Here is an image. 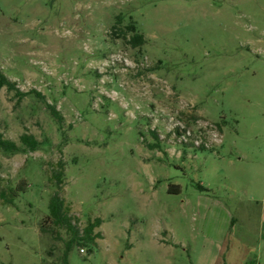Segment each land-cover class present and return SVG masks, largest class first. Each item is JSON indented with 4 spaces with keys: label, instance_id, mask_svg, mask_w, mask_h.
Here are the masks:
<instances>
[{
    "label": "rangeland",
    "instance_id": "obj_1",
    "mask_svg": "<svg viewBox=\"0 0 264 264\" xmlns=\"http://www.w3.org/2000/svg\"><path fill=\"white\" fill-rule=\"evenodd\" d=\"M0 70L44 97L0 88L5 138L44 142L0 151V193L27 184L0 197V264H264V0H0ZM57 193L81 233L102 219L67 263Z\"/></svg>",
    "mask_w": 264,
    "mask_h": 264
},
{
    "label": "trees",
    "instance_id": "obj_2",
    "mask_svg": "<svg viewBox=\"0 0 264 264\" xmlns=\"http://www.w3.org/2000/svg\"><path fill=\"white\" fill-rule=\"evenodd\" d=\"M123 18L118 16L116 24L113 26V35L116 36H127L128 33L132 34L129 44L134 48H138L144 45L145 37L137 33L136 24L133 22L126 27V30L121 27ZM6 87L9 91L15 92L19 100L24 97L35 94L40 100H44L41 93L37 91L21 92L17 88V84L11 81L1 70H0V88ZM46 108L49 110L51 116L55 119L58 125H62L64 118L60 111L57 110L55 105H51L45 102ZM44 142L39 141L34 135L23 134L20 137V142H14L5 138L4 134L0 130V151L8 154L15 155L18 153H35L42 148ZM60 170L55 174V178L58 180L59 186L63 183V177L65 175V166L63 163L59 164ZM201 190H208L202 185H198ZM27 184L25 181H21L14 187H10L8 190H2L0 197L3 200L4 205L12 206L15 204L16 199L26 191ZM171 190L179 191L180 187H172ZM102 225V219L97 218L94 222H89L87 227L83 230V233L73 223V219L70 215V208L66 205L65 200L60 196L59 193L53 195L49 204V215L46 217L44 222L41 224V232L43 235H49L54 241L64 242L63 258L67 263V258L70 252L76 246L88 247L91 245H97V239L100 238L99 233H95V229ZM65 231L68 236V240H64L61 232ZM56 249V245L53 244L51 247L50 254L52 255ZM85 250V249H83Z\"/></svg>",
    "mask_w": 264,
    "mask_h": 264
},
{
    "label": "built area",
    "instance_id": "obj_3",
    "mask_svg": "<svg viewBox=\"0 0 264 264\" xmlns=\"http://www.w3.org/2000/svg\"><path fill=\"white\" fill-rule=\"evenodd\" d=\"M81 252H82V253H85V250L82 249Z\"/></svg>",
    "mask_w": 264,
    "mask_h": 264
}]
</instances>
